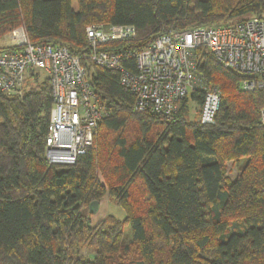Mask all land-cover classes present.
I'll return each mask as SVG.
<instances>
[{
  "label": "trees",
  "instance_id": "trees-1",
  "mask_svg": "<svg viewBox=\"0 0 264 264\" xmlns=\"http://www.w3.org/2000/svg\"><path fill=\"white\" fill-rule=\"evenodd\" d=\"M75 1L77 10L73 0H0V39L24 27L32 44L81 55L91 25L133 26L135 40L101 49L140 50L162 35L264 17V0ZM203 58L199 73L221 93L214 125L190 118L204 93L166 121L135 110L119 72L82 61L109 115L74 165L45 158L48 77L21 99L0 93V264H264V91H242L236 74ZM124 65L136 72L134 60ZM105 198L125 219L92 226L85 211Z\"/></svg>",
  "mask_w": 264,
  "mask_h": 264
},
{
  "label": "built area",
  "instance_id": "built-area-1",
  "mask_svg": "<svg viewBox=\"0 0 264 264\" xmlns=\"http://www.w3.org/2000/svg\"><path fill=\"white\" fill-rule=\"evenodd\" d=\"M136 36L133 26L91 25L86 29L88 52L74 55L66 46L32 44L24 27L10 33L18 50L0 52V93L21 99L29 82H40L42 74L50 79L53 108L45 148L49 166L74 165L86 155L109 115L82 61L119 72L121 84L135 96V110L166 121L173 119L182 100L201 92L205 98L199 120L215 124L221 93L199 73L203 57L236 74L242 91H264V17L162 35L140 50L101 49L132 42ZM130 60L135 61L136 72L125 67ZM260 122L264 126V107Z\"/></svg>",
  "mask_w": 264,
  "mask_h": 264
},
{
  "label": "rangeland",
  "instance_id": "rangeland-1",
  "mask_svg": "<svg viewBox=\"0 0 264 264\" xmlns=\"http://www.w3.org/2000/svg\"><path fill=\"white\" fill-rule=\"evenodd\" d=\"M73 8L75 10H77L78 6H77V2L75 0H73ZM8 34L6 37L0 39V49H4L7 47H12L13 46V42L10 40ZM47 76L46 74H42L41 78H40V82L41 84L48 82V80L46 79ZM35 84L39 85L40 83H36L34 81H31L28 83L27 85V89H29L31 86H35ZM40 86V85H39ZM198 115H199V108L195 103L190 104V118L191 120H196L198 119ZM1 123V120H0ZM130 139L133 140V137L130 136ZM237 176V169L235 166H233L232 164L228 165V178L230 181H234L236 179ZM85 214L89 217L90 219V223L92 226H95L96 224H98L100 221L105 220L107 217H116L120 220H124L125 219V213L122 210V208L118 205L117 202L115 201H111L109 198H105L103 199L101 202H99V209L96 213L92 214L91 210L87 209V211H85ZM132 238V231L130 226H127V228L125 229V237H124V242L128 243ZM89 252V257L88 259L92 260L94 258L95 252L92 250H84L83 251V255L86 252Z\"/></svg>",
  "mask_w": 264,
  "mask_h": 264
},
{
  "label": "water",
  "instance_id": "water-1",
  "mask_svg": "<svg viewBox=\"0 0 264 264\" xmlns=\"http://www.w3.org/2000/svg\"><path fill=\"white\" fill-rule=\"evenodd\" d=\"M98 209H99V202H94L90 205V210L92 214L96 213Z\"/></svg>",
  "mask_w": 264,
  "mask_h": 264
}]
</instances>
